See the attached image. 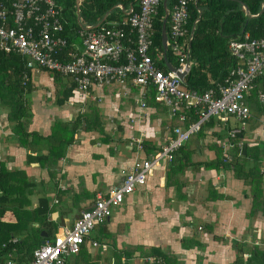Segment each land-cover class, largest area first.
Here are the masks:
<instances>
[{"label": "built area", "instance_id": "2783aa9c", "mask_svg": "<svg viewBox=\"0 0 264 264\" xmlns=\"http://www.w3.org/2000/svg\"><path fill=\"white\" fill-rule=\"evenodd\" d=\"M161 1L135 0L136 10L129 7L123 19L81 27L75 33L77 42L68 44L60 36V9L55 0H0V53H13L24 59L20 72L22 87L30 81L32 72L41 69L54 72L73 84L68 104L78 103L81 107L89 97L98 102L99 98L90 95L103 87L118 86L125 99L131 87L138 89L133 104L118 119L125 148L133 154L131 162L121 170L120 183L97 193L89 209L81 211L70 227L60 228L51 241L34 249L29 260L17 262L12 251L2 255L5 244H1L0 264H64L79 252L85 241L91 250L105 252L107 244L89 239L90 232L107 220L127 196L146 187L155 171H164L177 150L198 134L204 124L211 118L221 126L228 124V118L234 120L235 125L226 131L223 152H227L232 148L230 140L244 134L250 119L246 99L256 88L255 99L264 109V89L255 83L264 77V36L249 40L245 35L242 40L229 41L227 53L235 65L223 81L202 93L186 90L183 79L192 65L189 60L191 33L188 35L186 28L187 7L195 0H173L167 10L164 45L165 52L168 50L176 63L175 72L167 69L163 72L155 62L159 56L163 58L162 49L155 60L149 54L153 22ZM177 74L183 77L180 79ZM149 89L154 91L153 102L165 109V118L161 115L152 118L155 108L145 101ZM173 118L186 125L165 127L156 151L145 155L143 142L158 133L162 121ZM152 120H155L152 135L147 136L144 126ZM259 120L264 126V116ZM224 157L230 161L227 154ZM260 173L264 176V170ZM9 242L14 244L16 240ZM242 257L245 259L247 255ZM143 263L164 264L153 257L140 259V264Z\"/></svg>", "mask_w": 264, "mask_h": 264}, {"label": "trees", "instance_id": "16d2710c", "mask_svg": "<svg viewBox=\"0 0 264 264\" xmlns=\"http://www.w3.org/2000/svg\"><path fill=\"white\" fill-rule=\"evenodd\" d=\"M55 2L60 9L59 19L62 25L60 36L64 37L68 44L74 41L73 38H76L75 33L79 28L93 27L102 19L100 24L103 25L108 20L119 21L125 17L122 9L127 10L132 7L136 10L135 0H82L78 6L75 5V0H55ZM172 2L173 0H167V10ZM262 5L263 10L259 13ZM114 10L120 12L121 16L118 20L108 18L109 15L114 14ZM187 16L186 28L188 35L191 33L189 60L192 65L183 79V87L196 93H202L213 87L215 83L222 82L228 71L234 67V59L227 53L229 41L242 40L245 35L249 40L264 36V0H195L187 7ZM162 18L163 11L159 4L153 22L152 47L149 53L154 60L161 52ZM164 61L171 67L176 66L168 50L164 54ZM164 61L159 56L155 62L163 72H166ZM23 68L24 59L19 55L0 53V105L6 111L5 122L9 125V137L24 151L25 163H35L51 180L57 173V162L72 144L76 133L93 132L97 134L101 143L107 145L110 140L103 130L101 121L103 117L95 102H87L83 110L78 112L71 122L53 120L49 127V134L46 136L30 131L31 104L25 95L31 92V84L28 82L25 87L20 85V72ZM39 71L46 73L52 81L54 105L58 107L64 105L72 96L73 84L68 78L54 72L45 69ZM64 79H67L66 83ZM255 83L257 87L264 89V77L258 78ZM256 89L250 92L246 99L250 123H256L257 118L264 116V109L259 107L255 99ZM103 91L112 94L107 87ZM137 91V88H130L129 104H133L132 99ZM153 95V89H149L145 100L148 106L155 108L156 113L152 117L166 116L165 109L153 102ZM215 123V120L211 118L193 139L184 143L172 156L165 168L164 187H173L178 192L187 181L184 178V172L189 167L193 168V171H198L200 167L204 170H229L234 179L242 181V184L247 187L245 197L250 200L247 216L256 214L263 216L264 180L260 170L261 168L264 170V143L248 146L243 142V133H241L230 140L232 148L223 152V146L227 140V128L222 126L217 132H212L215 141L206 145V148L213 152V158L204 162H192L199 142L205 137V131L214 128ZM161 125L171 129L184 127L186 124L173 118L162 122ZM239 143H242L241 148L237 147ZM143 147L145 155L156 151L155 144L151 140L143 142ZM30 152L34 154L31 155ZM225 154L229 156V162L225 160ZM35 189L36 184H33L23 171L10 170L5 162L0 163V218L8 211L15 219V222L11 224L0 221V245L5 244L2 255L12 251L13 258L19 263L29 260L31 252L41 245V241H51L58 226L48 218L52 208L48 206L45 194H41L35 205L31 204L30 196ZM71 196L75 201L90 198L84 188H77ZM107 220L95 227L99 229V234L101 233L110 241L112 250L106 261L109 262V259H112L113 264H129V260L137 253L134 257L143 259L153 257L161 259L165 264H176L174 255L158 248L124 246L120 250L116 249L114 236L107 234ZM11 239H15L16 242L10 244ZM106 241L103 243L107 244ZM239 253H241L240 250L231 264H264L263 247L251 246L245 259ZM71 257V263L66 259L64 264L99 263V256L86 253L83 244L79 252Z\"/></svg>", "mask_w": 264, "mask_h": 264}, {"label": "crops", "instance_id": "0c3cea01", "mask_svg": "<svg viewBox=\"0 0 264 264\" xmlns=\"http://www.w3.org/2000/svg\"><path fill=\"white\" fill-rule=\"evenodd\" d=\"M81 1L75 0V5L78 6ZM127 10H121L124 16ZM113 13L108 18L118 20L120 12L114 10ZM101 21L93 27L99 25ZM73 40L77 42V38ZM33 77H37V82L43 85L39 89L50 93L51 102L39 100L37 94L31 101L28 97L31 92L25 95L31 104L32 118L29 130L46 136L53 120L71 122L80 112V108L83 110L84 105L81 107V104L69 105L66 102L62 106H55L53 85L48 75L42 71L32 72L29 81L31 90ZM66 82L67 79H64V83ZM103 88L95 90V93L99 91L100 94L93 96L99 98L97 104L102 106L101 121L103 130L110 140L109 144L101 143L97 134L93 132L76 133L72 144L57 162V173L51 180L35 163L26 164L23 161L24 151L10 139L9 125L5 122L6 111L0 105V135L4 140L0 144V163L5 162L10 170L23 171L32 183L36 184V189L30 196L32 205L36 204L41 194H45L48 206L52 208L48 218L58 225L56 233L62 227H70L79 213L92 205L97 193L119 184L121 170L133 158L132 152L125 148L123 130L118 125L119 116L126 113L132 105L127 103L124 106L122 102L129 101L130 90L126 100L122 97V91L119 98L118 94L111 96L104 92ZM67 105L71 108L69 109ZM151 122L154 126L155 120ZM252 124H255L253 126L255 128L253 130L251 128L249 134H243V142L248 146L264 143V126L261 120ZM160 126L158 133L150 139L155 144V150L162 138L161 135L165 132L166 126ZM229 126L228 123L224 127L228 129ZM220 127H222L220 124L215 123L211 130ZM193 138L194 136L190 140ZM204 141H206L204 148L200 141L197 149L200 151L205 149L211 154L203 161L195 160L194 154L193 163L213 158V152L206 148L211 142L207 139ZM11 153L22 155L24 159L13 160L10 157ZM164 175L165 170L155 171L147 180L146 187L137 189L127 196L118 208L112 210L107 220V234L114 236L116 249L120 250L124 246L158 248L174 255L176 264H231L239 250L241 251L239 254L243 256L247 255L249 248L254 244L264 248V215L247 216L250 209V200L245 197L247 187L242 181L234 179L231 171L204 170L201 167L198 171H193V168L189 167L184 172L187 181L178 192L173 187H164ZM262 177L264 180V176ZM77 188H84L90 198L75 201L71 195ZM0 221L11 224L15 219L12 213L6 211ZM197 227H200V230H197ZM98 230L94 228L92 230L94 234L89 235V239L98 242L108 240L107 250L103 253L95 252L89 248L88 241H85L83 246L86 253L99 256L98 264H107L106 260L112 248L109 239L99 234ZM136 255L137 253L134 254ZM134 256L129 260V264H140V259L143 258ZM71 259L72 257H69L67 260L71 263ZM108 264H113V260L109 259Z\"/></svg>", "mask_w": 264, "mask_h": 264}, {"label": "rangeland", "instance_id": "374dc122", "mask_svg": "<svg viewBox=\"0 0 264 264\" xmlns=\"http://www.w3.org/2000/svg\"><path fill=\"white\" fill-rule=\"evenodd\" d=\"M32 86H33V89L31 90V93L28 95V97H29V99L31 100V101H33V97H34V95L35 94H37V98L39 99V100H49L50 102H51V95H50V93H46L44 90H42V89H39V88H41L43 85L42 84H39L38 82H37V77H33V79H32ZM105 88V87H104ZM103 88V89H104ZM107 88H108V90H109V92H111L112 94H111V96H115L116 94H118V96H119V98H120V95H121V89L118 87V86H116V85H111V86H107ZM46 90V89H45ZM36 92V93H35ZM92 95H90V96H93L94 94H100V92L99 91H97L96 93H95V91L93 92V93H91ZM90 98V99H89ZM86 101H85V103L84 104H86L87 102H92L93 103V100L91 99V97H89ZM127 100V99H126ZM118 101V100H117ZM123 102V105L125 106V105H127V103L129 104V101H122ZM98 102H96L95 101V104L100 108V107H102L101 105H99V104H97ZM67 107L70 109L71 107L70 106H68L67 105ZM85 107V106H84ZM72 110V109H71ZM79 111H81V108H80V110ZM34 113H35V111H34ZM162 116V118H165V116H163V115H161ZM259 119H261V118H257V120H259ZM167 120H164V122H166ZM228 123H229V125L230 126H234L235 125V122H234V120L233 119H231V118H228ZM255 124H252V123H250L249 122V120H248V123H247V126H246V128H245V130H244V135H247V134H249V132H250V129L252 128V130L255 128V127H253ZM144 128H145V132H146V134H147V136H151L152 135V129H153V124H147V125H145L144 126ZM39 131H41V130H39ZM218 131V129H215V130H206L205 131V133H204V135H205V137L204 138H202L201 139V146H203V148H204V144H205V142L206 141H204V140H209L210 142H214L215 141V137L212 135V132H217ZM4 140L3 139H1V135H0V144L3 142ZM196 156H194L195 158V160H197V161H203V160H206V158L208 157V156H210V154L211 153H209L207 150H205V149H203V150H198L197 149V151H196ZM10 157L13 159V160H16V159H19V158H23V156L22 155H17V154H14V153H11L10 154ZM24 159V158H23ZM24 162H25V160H23ZM94 234V232L93 231H91L90 232V234L89 235H93Z\"/></svg>", "mask_w": 264, "mask_h": 264}, {"label": "water", "instance_id": "95a60500", "mask_svg": "<svg viewBox=\"0 0 264 264\" xmlns=\"http://www.w3.org/2000/svg\"><path fill=\"white\" fill-rule=\"evenodd\" d=\"M166 2L167 0H162L161 1V8H162V11H163V18H162V21H161V27H160V43H161V49H162V53H163V61H164V54H165V45H164V32H165V22H166V18H167V7H166ZM263 10V5L261 7V10L259 13H261ZM164 66L165 68L170 71V72H175L174 68L171 67L168 63H166L164 61ZM178 78H182L183 77V74H177ZM43 242H41L42 244Z\"/></svg>", "mask_w": 264, "mask_h": 264}]
</instances>
